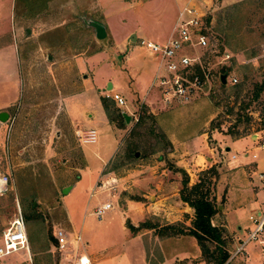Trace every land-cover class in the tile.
Masks as SVG:
<instances>
[{
  "label": "rangeland",
  "instance_id": "374dc122",
  "mask_svg": "<svg viewBox=\"0 0 264 264\" xmlns=\"http://www.w3.org/2000/svg\"><path fill=\"white\" fill-rule=\"evenodd\" d=\"M26 1L29 8L23 4L18 9L25 19L20 23L21 39L14 40L17 52H11L10 56L7 53L0 63L3 91L0 98L8 92L7 88L11 94L19 93L15 86L11 87L16 81L10 82L11 73L18 71L16 58H19L22 86L20 103L9 108L8 118L0 121V167L10 176L9 189L0 197V229L11 222L19 205L26 221L30 251L23 249L7 255L1 264H73L75 244L70 245L68 252L54 247V228L68 229L63 205L75 226V231L68 230L69 235L76 231L82 235L83 244L78 246V254L87 255L96 264H207L193 236L175 233L176 229L186 226L183 222L173 223L175 229H168L164 219L144 217L138 203L131 206L127 203L130 199H143V190L149 189L153 178L162 172H166L163 173L165 178L177 177L181 188L182 173L175 170V166L180 165L170 156L176 149L171 143L173 139L178 141V160L189 155L191 148L181 142L191 138H197L193 142L196 144L193 155L211 158V164L192 175L196 182L201 170L213 166L211 187L218 207L227 195L231 200L249 199L259 185L261 187L258 178L254 180L253 175L235 167L237 163H230L229 156L235 153L242 159L250 149L248 156L256 154L257 172L264 174V148L260 143L248 138L235 140L256 133L260 141L264 138V89L253 98L255 90L264 84V0L236 3H219L218 0L197 8L203 13L209 40L205 59L211 72V88H206L186 105H173L156 114L136 99L133 82L122 64L125 53H120L115 45L128 28L139 33L135 42L129 43L133 41L130 32L124 37L131 47L141 38L154 39L158 27L168 26L176 12L173 0H161L159 5L139 0H98L99 4L94 0V5L93 0H55L45 9L35 7V0ZM106 11L109 14H105ZM208 16L210 21L206 23ZM92 20L106 27L107 34L103 38L96 37L95 29L89 24ZM94 54L98 56V66L94 65L92 70L84 67L82 59ZM134 54L140 60L139 75L144 72V66L152 65L154 60L157 64L156 54L148 49L138 48ZM225 54L230 57L224 59ZM97 67L104 72L100 76L106 81L102 80L97 86L99 91L94 87V92L83 97L87 104L96 109L101 104L100 97L129 87L128 98L122 92L121 95L128 100L131 112L138 119L144 116V122L138 125V119L129 113L130 119L121 127L114 124L122 130L116 132L101 121L95 124L96 142L82 144L75 135L63 98L80 92L83 79L91 78ZM222 74H226L225 83L221 82ZM232 77L237 81H230ZM109 82L113 83V88L108 89ZM86 85L87 89L92 88L90 82ZM108 98L112 102L111 109L118 108ZM71 107L76 113L79 102L75 101ZM119 144L117 154L103 169L107 176L116 178L112 184L115 189L99 192L95 187L92 189L95 195H90L91 187L99 180H96L99 167ZM227 147L230 150L226 151ZM132 150L138 155L130 156ZM83 153L88 160L86 168L80 162ZM147 191L158 195L151 189ZM108 200L118 209L107 210L98 219L93 214L94 209ZM144 200L149 201L148 197ZM126 209V213H119ZM250 213L246 210L231 212L224 221L220 210L213 216V224L222 230L230 259L236 255L231 242L238 239L233 236L236 229L233 222L237 218L243 229L253 230ZM183 217V221H187V217ZM135 224L147 227L134 232L131 226ZM222 224L230 225L232 233L226 234L227 227ZM208 245L210 249L215 247L212 243ZM240 263L238 256L227 262Z\"/></svg>",
  "mask_w": 264,
  "mask_h": 264
},
{
  "label": "crops",
  "instance_id": "0c3cea01",
  "mask_svg": "<svg viewBox=\"0 0 264 264\" xmlns=\"http://www.w3.org/2000/svg\"><path fill=\"white\" fill-rule=\"evenodd\" d=\"M38 1H40V3ZM54 1L55 0H35V7L45 9L47 7H50V3L54 2ZM133 1L134 0H132V2ZM143 1L145 3H148L149 5H155V4L159 5V3L161 2V0H139V2H143ZM173 1H174L173 7H175L176 12L173 13L174 16L172 17V20H170V22H169L170 25L168 23V26L166 25L165 28L158 27L159 31H158V33L154 34V37H153L154 39H152L156 42H164L165 40H167L170 37V35L172 34V31H173V27L177 21L178 14L184 7L194 6V7L200 9L201 5L209 6L218 0H197V1L185 0V2H184V0H173ZM222 1L225 3H232L233 1H235L234 3L238 2V0H219V3ZM26 2H27L26 0H0V63L1 64H2V60H4V57L6 56L7 53H9V56H10L11 52L14 54H15V52H17V50H16L17 46H16V43L14 40L16 39L17 41H19L21 39V29H20L21 24L20 23L25 19L23 17L24 15L23 14L21 15V13L18 9L20 6L23 7V4H24V7L29 8V4ZM97 2H98V0H97ZM93 3H94V0L91 1L92 5H94ZM98 4H99V2H98ZM105 14H109V12L106 11ZM167 22H168V20H167ZM160 24L162 26V23H159V25ZM163 24L165 25V23H163ZM105 29H106V27H105ZM133 30H134V28H131V29L128 28L127 30H125L124 34L118 39V40H120V42H117L115 46L117 47V49L120 53H125V55L123 56L122 64L125 67V69L128 71V76L130 75V78H131L130 80H132V82H133L132 85L135 88V90H133L134 91L133 93H134L135 97L137 96L136 99L139 101V103L146 105V107L149 108L153 114H156L160 110L168 109L169 107H164L162 105V103L158 100V94H157V92L154 88V85H153V80H154V77H155V74L157 71L156 61L154 60L152 65L144 66V72L141 75H139V72L141 71V66L139 65L140 60H139L137 54H134V51L140 47L137 45L131 47V46H129L128 42H126V40H124V37L129 32H130L129 33L130 34V40H131L132 34H135V41L138 39V37H139L138 31L134 30V32H132ZM106 34H107V31H106ZM140 35H142V32ZM142 37H143V35H142ZM135 41L133 40V41H130L129 43L135 42ZM17 55H19V54L16 53V56ZM97 57H98L97 54H94V55L86 57V59H82L83 63L85 64L84 67H89V69L92 70L94 65L98 66L97 62H96V60L98 59ZM18 59L16 58V61H17L16 64H17L18 71H17V73H14V72L11 73L10 82L14 84L16 81L15 85H13L11 87L15 86L16 89L19 90L18 91L19 93H17L16 91H13L11 94V91L9 90V88H7L8 92H6L4 95H1V98H0V112L1 111L7 112V110L9 108L20 103V99L22 97V86H21V76H20V71H19ZM143 64L145 65V63H143ZM107 67L108 66H105V68H107ZM102 74H104V72L101 73L100 68L97 67L94 75L91 78L87 77L86 79H83V89L80 92H77L74 95H71L69 97L63 98L65 110H66L68 116L70 117V122L73 125L75 130H77V129L89 130L92 128L96 130L95 124H98L99 122L103 121V122H107L114 129V131H116V132L122 131L120 128L115 127L114 123H111L108 120V118L105 114V111H104L101 104H99L98 107H96V109H94L91 106H89L87 104V101L85 100V98H83V97L89 96L92 92H94V87L97 89V91L100 90L99 87H97V86H99L101 84L102 80H104L103 82L106 81V79H104V77L100 76ZM105 74H106V72H105ZM87 82H90L92 84L91 89H87L88 88L86 85ZM111 84H112V88H113V83H111ZM127 88H129V87H124V88L122 87V88H120L121 89L120 91L122 93H124V97L128 98ZM1 92H3V91L0 89V93ZM114 92L119 93V91L116 90V91H111L110 94H112ZM121 92H120V94H121ZM110 94H107V95H110ZM100 95L101 94H98L99 97H100ZM107 97H110V96H107ZM67 101H69L70 105H67ZM75 101L79 102V109L76 111V113L73 112L72 107H71ZM113 102L115 103L114 100H113ZM116 106L118 108H121L117 104H116ZM131 108H132V106L129 104V102H127V109L124 108V109H126V111H123V112H125L126 114L129 115V113L131 112ZM122 116H123V114H122ZM117 135H118V133H117ZM253 137H256L255 140H253ZM258 137L259 136L256 133V135H251L249 137H240V138H237L235 140L238 141L241 139L248 138V139L252 140L253 142L254 141L257 142ZM196 140H197V138H195V139L191 138V139H188L187 141L181 142L182 144H185V145H187V147L191 148L189 155H187L185 157L186 159H181V160L180 159L178 160L176 158L177 157L176 152H178V150H179L178 144H176V143H178V141L175 139L171 140V143H173V147H175L176 149H175V151H172L170 156L175 158V160H176L175 164L176 165H180V166H176V167H184V169L186 170L188 175H190V178H189L190 184L195 183L193 180V175L195 173H193V172H197L200 169H203V167H205L207 164L212 163L211 158L209 156L205 157V156H201L198 154L193 155L194 153H193L192 149H196V147H195L196 144L193 145V142ZM86 144H88V143H86ZM120 144L118 145L117 149L112 153V155L104 161V165L99 167V173H98V176L96 177V180L99 178L101 171L105 168L107 163L110 162L111 159H113V157H115V155L117 154V152L119 150ZM183 147H185V146H183ZM228 150H230L229 147L226 148V151H228ZM235 152H237V151H235ZM250 153H251L250 149H247L245 151V154L242 157V159H239L235 153H230V156H229L230 161L229 162L230 163L236 162L237 164L235 165V167H239V169L245 170L246 174L248 172V174H250L251 176L253 175L254 180L256 178H258V180L261 181L260 182L261 187L257 183L259 185V187L257 188L255 195L251 196V198H249V199L248 198H241L239 201V199L236 198L235 200H231V198H229L227 195L224 203H222V205H219V207H218L219 210L221 211V213H223L222 214L223 221H224L226 215H228L231 212L234 213L237 211H239L241 213L245 210L249 211V212H251L249 215V217H250L252 214L257 213L259 211V209L261 208L262 204L264 203V174L262 172H260V173L257 172V170H258L257 156L255 153H252V155L250 157V156H248ZM232 154L235 155V158H233V159L231 158ZM82 155H83V159H81L80 162H81V164H84L83 167L86 168V166L88 165V162H87L88 160L86 159V156L84 153ZM99 156H101V155H99ZM159 158H161V157H159ZM163 173L166 174V172H162L159 174V176H155L156 178H153L154 183L150 184V188L149 189L146 188V191L143 190V193H142V197H144L143 199L142 198L141 199H134V200L130 199L127 203V206H131L133 203H135V204L138 203V205L143 210L144 217H147L148 215L149 216H155L158 219L160 217L162 220L163 219L165 220L164 225H171V224L176 223V222H181V223L183 222L184 225L190 226L191 220L193 217V209L187 203L183 202L180 198V195H179V188L180 187H179L178 178L175 176L165 178L163 176L164 175ZM192 173H193V175H192ZM261 175H262V177H261ZM150 189L152 191H154L155 193H157L158 195L151 193V191H147ZM159 192H161V193L159 194ZM146 197H148V199H149V201H147V202L144 200ZM127 206H126V208H127ZM62 209H63L64 217H65V220H66V223L68 226L67 227L68 229L67 230L65 229L67 231V237L69 240V248L66 250V252H68V250H71L70 245L76 244L74 241V237L77 234H79L81 236V243H78V246L82 245L83 242H82V235H81L80 231H76V232H74L73 235H69L68 230L71 229V230L75 231L73 218L69 214V212L66 210L64 205L62 206ZM112 209H118V208H116L114 205V207ZM112 209H110V210H112ZM121 212L126 213L127 209L123 210V211H119V213H121ZM184 215L187 217V219H186L187 221H183ZM212 223H213V221H212ZM227 224H228V222H227ZM227 224L226 225L222 224L224 227H227L226 234L232 233V232H229L230 228H228V227L230 225H227ZM233 225H235V227H236L233 236L238 238V239L236 238L237 241L234 240V242H231L232 243L231 247L233 248V254H234L237 251V249L241 246V242H243L245 239H247L246 234L249 235L250 230L248 229L247 230L248 233H246L247 232L246 229H243L241 225H238L237 218H236V222H233ZM136 226L137 225L135 224V227ZM55 242H56V240H55ZM83 248H85V245H83ZM260 250H262V248H261V245H259V243L257 241H255V242L249 241L242 247V250L240 252L236 253L234 258L236 256L240 257L241 258L240 264H264V258L262 256V253L260 252ZM77 254H78V251H77ZM239 254H242V256ZM78 255H80V254H78ZM82 255H85V254H82ZM85 256L89 259L90 264H96L87 255H85ZM231 257L232 256L230 255V257L228 258V261L234 259V258L230 259ZM258 257H260L261 260H258ZM72 263L74 264V259L72 260Z\"/></svg>",
  "mask_w": 264,
  "mask_h": 264
},
{
  "label": "built area",
  "instance_id": "2783aa9c",
  "mask_svg": "<svg viewBox=\"0 0 264 264\" xmlns=\"http://www.w3.org/2000/svg\"><path fill=\"white\" fill-rule=\"evenodd\" d=\"M205 23L203 13L197 11L194 6L184 7L178 14L177 21L173 27L172 34L164 42H156L149 39H139L137 46L150 50L156 54L157 71L153 80L154 88L158 94V100L164 107L173 105H186L194 101L206 88H211L210 69L206 67V53L209 40L205 33ZM201 50V52L199 51ZM230 55L225 54V58ZM233 83L237 81L235 77L230 79ZM115 103L127 109V100L120 93L114 92L110 95ZM130 114L135 120L138 118L133 112ZM75 135L82 144L94 143L97 140L95 129L75 130ZM260 147L264 148V138L258 137ZM235 158V155H231ZM104 170L101 171L96 186L99 192H109L115 189L112 185L116 178L107 176ZM262 177V175H261ZM10 176L0 167V197L9 189ZM110 196V193H107ZM114 207L111 200L99 204L93 214L100 219L102 214ZM249 219L253 222L254 228L249 232L247 239L241 242V246L234 255L242 250V247L249 241L255 240L261 245L262 256L264 258V203L255 215ZM54 238L56 240L55 249L62 252L69 248L67 231L62 226L54 228ZM75 249L73 250L74 264H90L85 255H78V243H81V236L74 237ZM30 251L26 221L20 206L11 222L0 229V264L3 257L19 250Z\"/></svg>",
  "mask_w": 264,
  "mask_h": 264
},
{
  "label": "trees",
  "instance_id": "16d2710c",
  "mask_svg": "<svg viewBox=\"0 0 264 264\" xmlns=\"http://www.w3.org/2000/svg\"><path fill=\"white\" fill-rule=\"evenodd\" d=\"M209 21L210 16L207 17L206 23H209ZM263 89L264 84L260 85L255 90L253 98H257L260 91ZM100 101L108 120L111 123L118 124L117 127H121L125 122V118L122 116V112L119 108L111 109L112 102L108 97L102 96L100 97ZM147 115L150 117L153 116L150 113H147ZM142 122H144V116L139 117L137 124L140 125ZM130 156H135V150H132ZM175 170L182 173V186L179 189L180 198L193 209V217L190 226L182 227L184 229L178 228L175 233H186L193 236L199 244L202 257L207 264H227L230 256L225 248L222 230L219 226L212 223L213 216L219 210L216 197L212 193L211 187L213 185L212 177L215 173L213 166L201 170L198 175V180L193 184L189 183V175L183 168L175 166ZM34 215H30L29 217L32 218ZM144 225L145 224L136 227L131 226V230L135 232L141 227H147ZM165 227L168 229H175L172 224L165 225ZM208 243L214 244V249H210Z\"/></svg>",
  "mask_w": 264,
  "mask_h": 264
},
{
  "label": "water",
  "instance_id": "95a60500",
  "mask_svg": "<svg viewBox=\"0 0 264 264\" xmlns=\"http://www.w3.org/2000/svg\"><path fill=\"white\" fill-rule=\"evenodd\" d=\"M89 24L95 29V35L97 38L101 39L106 35V29L105 26L102 24L95 22V21H90ZM131 40L135 41V34H132ZM221 82L225 83L226 82V74H222L220 76ZM112 88V84L109 82L108 83V89ZM123 116L125 117V120H129V116L123 112ZM8 118V113L6 111H1L0 112V121H5ZM138 155V152H135V156ZM63 191H66V189H63Z\"/></svg>",
  "mask_w": 264,
  "mask_h": 264
}]
</instances>
